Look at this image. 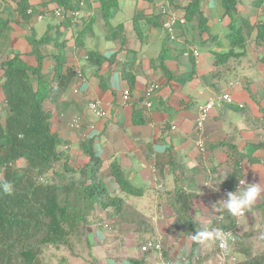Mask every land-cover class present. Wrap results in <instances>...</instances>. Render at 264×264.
Listing matches in <instances>:
<instances>
[{
	"label": "crops",
	"instance_id": "obj_1",
	"mask_svg": "<svg viewBox=\"0 0 264 264\" xmlns=\"http://www.w3.org/2000/svg\"><path fill=\"white\" fill-rule=\"evenodd\" d=\"M254 1L242 0L237 6L250 26L264 22V9L253 6ZM18 3L0 0V20L6 22L0 27V63L18 55L35 67L27 38L31 31L36 39L48 36L49 42L39 48L44 56L42 75L48 79L54 75L53 56L58 53L64 57L62 74L73 72L65 87L50 84L44 107L50 113L51 131L71 146V163L77 168L88 162L79 143L91 142L103 161L100 177L108 192L131 204L146 221V225L139 220L135 225L123 222L127 226L117 227L113 245L100 247L103 238L97 245L105 256L102 264H197L201 249H193L190 236L178 234L172 226L170 201L177 191L189 196L192 216L198 212L210 223L218 217L213 210L217 194L214 186H205L207 180L220 186L235 168L238 182L264 189V31L261 36L246 26L232 38L229 17L217 12L221 0H200V14L195 12L172 37L163 27L160 8L165 4L170 11L183 8L187 0H87L80 7L79 0H28L33 13L27 19L21 18ZM57 8L78 10L79 15L76 21L70 16L61 20L55 16ZM217 23L228 27L225 42L214 28ZM193 47L199 50L198 58L183 56ZM228 52L224 63L222 58L216 63V55ZM30 79L35 87L36 78ZM150 83L156 89L151 107L145 108L143 94ZM126 89L129 99L124 103ZM221 93H228L234 105L215 103L200 132L198 107ZM90 103L100 104L104 116L97 117L88 108ZM136 111L146 116V124H133ZM5 116L0 89L1 125ZM77 118L78 126H71ZM199 137L205 140L203 152L196 147ZM240 155L255 161L243 158L235 166ZM113 162L140 195L119 189L109 170ZM262 199L264 191L254 205H262ZM253 215L246 212L243 217ZM146 238L160 241L162 257L140 251Z\"/></svg>",
	"mask_w": 264,
	"mask_h": 264
},
{
	"label": "trees",
	"instance_id": "obj_2",
	"mask_svg": "<svg viewBox=\"0 0 264 264\" xmlns=\"http://www.w3.org/2000/svg\"><path fill=\"white\" fill-rule=\"evenodd\" d=\"M221 1L230 14L234 0ZM263 2L259 0L256 5ZM199 3L200 0L189 1L186 7L187 19H191L195 12L200 14ZM18 5L21 18H29L28 0H19ZM5 23L0 20V27ZM262 28L264 25L258 27L260 31ZM31 33L27 41L36 59L35 67L26 65L18 55L0 63V89L6 104V116L3 124H0V178L13 184L12 195L0 192V264H54L52 259L58 256V263L64 264L65 256L59 255L62 251L78 257L75 251L77 244L89 248L93 246L86 232L93 210L99 208L105 218L117 217L124 223L140 219L131 204L108 192L100 177L103 161L94 151L91 142L79 143L78 148L88 157V162L77 168L71 163V146L51 131L50 113L44 107V101L52 90L50 84L53 82L56 87H65L73 72L62 74L64 57L58 53L53 56L54 75L51 79L42 75L44 56L39 48L47 44L49 38L45 35L36 39L34 32ZM216 58V63L221 58L224 63L229 55L222 54ZM31 76L36 78L35 87L31 84ZM138 113H134L133 124H146V116H139ZM243 158L249 163L255 161L248 155H240V158L234 160V165L237 166ZM109 170L122 192L129 196L140 195L126 181L119 165L113 162ZM235 172L234 168L233 174L220 184V188L234 189L239 178ZM262 203L260 206L253 205L247 215L259 211L263 217L264 199ZM191 209L189 196L181 190L177 191L176 197L170 201V210L173 213L172 226L179 230L178 234L191 236L195 231L210 229L212 226L230 231L235 240L230 244L228 253L230 256H243L234 264H263L264 256H252L250 246L245 243V236L249 234L238 235L235 217L229 215L221 204L217 202L218 217L213 218L208 223L210 225L196 222L190 214ZM103 221L99 220L98 231L104 228L105 225H101ZM108 236H104V245ZM214 243L217 254V241ZM192 248L201 249L196 263H203L204 257L207 259L208 249L205 250L204 245L194 241Z\"/></svg>",
	"mask_w": 264,
	"mask_h": 264
},
{
	"label": "rangeland",
	"instance_id": "obj_3",
	"mask_svg": "<svg viewBox=\"0 0 264 264\" xmlns=\"http://www.w3.org/2000/svg\"><path fill=\"white\" fill-rule=\"evenodd\" d=\"M122 1V0H119ZM222 5V4H221ZM219 5L218 6V10L217 12L219 14L224 13L226 16L229 17L230 19V24H232L230 26V32L231 30L237 28L239 29V27L244 25L243 20H241V18L236 14L235 9L233 8L230 12V14H226L223 11V6ZM240 18V19H239ZM262 21V20H260ZM216 27L217 31L219 32V38L222 42H225V38L227 37L229 30L228 27L226 26H222V24H216L214 26V28ZM52 179V176H49ZM92 217L90 218V225L86 228V232L88 233V235L90 236V240L92 242V247L89 248L83 244H77L75 246V251L76 253H78V257L71 255L70 253H66L65 251H62L59 255L65 256L66 258V262L64 264H102L103 263V258L105 256L104 255L103 250L100 249L98 251L97 245H99L98 243L102 241V239L104 238L103 235H105L106 233H103V231H106L107 233H109V236L107 237V243L109 242L113 245V242L117 241L116 235L117 234V227L121 226H127L125 225L123 222H120L119 219L117 217H107L105 218L104 212L98 208V210H93L92 212ZM195 213L194 219L196 220V222L198 221L201 225L207 224L209 222H204V220H210V218H206V217H202L199 218V213L198 212H193ZM138 215V214H137ZM162 220L165 219V217H161ZM104 219L103 223L101 225H105L107 227L104 226V228H102L101 231H98V227L100 225L99 220ZM213 219V218H212ZM240 224H239V228H238V235H247L245 236V243L246 245L250 246L251 248V253L252 256L254 255H262L264 256V216L262 217L261 214H259V212L256 213L255 217H242L240 219ZM140 221H143V224L146 225V221L142 220L140 218ZM137 221H135V219L128 224L131 225H135ZM121 223V224H120ZM212 224V223H211ZM210 225V224H208ZM106 228V229H105ZM214 227L212 226L213 229ZM190 235V234H188ZM142 241L141 239H137V242ZM103 241L102 244L100 245V247H103ZM205 246V250H207V259L204 257V262L206 263L208 262V264H217V260H216V246L214 242H209L208 244L204 245ZM109 249V248H108ZM132 249H135L134 247ZM102 250V251H101ZM59 257V256H58ZM58 257H53L52 262L54 264H59V258ZM229 260V264H234L237 263L239 258H243V256H239V255H231ZM95 261V262H93ZM264 264V261H263Z\"/></svg>",
	"mask_w": 264,
	"mask_h": 264
},
{
	"label": "clouds",
	"instance_id": "obj_4",
	"mask_svg": "<svg viewBox=\"0 0 264 264\" xmlns=\"http://www.w3.org/2000/svg\"><path fill=\"white\" fill-rule=\"evenodd\" d=\"M81 0H79V2H80ZM87 1V0H86ZM85 1V2H86ZM189 1L190 0H187V4L185 5V6H183V8H175V9H173L172 11H170L167 7V4H165V5H163V6H161V8H160V13H161V16L164 18L163 19V21L165 22V20H166V17L168 16V14L169 13H173V12H175L178 16H180L181 18H183V20H184V24H180V23H177L175 26H174V28L172 29V31L170 32V31H167L165 28V31L169 34V35H171V37H172V35H173V32L175 31V29H180L181 27H184L187 23V17H186V7L188 6V4H189ZM242 0H234V4H233V8H236L235 9V12H236V14L241 18V20H243V22H244V25L243 26H241V27H239V29H237V28H235V29H233V30H231V37L232 38H235V37H237V36H239V33H237V30H240V28L243 30V29H245V27L246 26H250L249 25V23H250V21L246 18V17H244V16H242V15H239V13L237 12V6L239 5V3L241 2ZM257 2H259V0H255L254 2H253V6H255V7H259V8H263L264 9V2L261 4L260 3V5H256V3ZM221 4H222V6H223V3H222V1H221ZM78 7H80V5L78 6ZM177 9H183L184 10V14L182 13H179L180 11L179 10H177ZM163 10L165 11L164 13H163ZM60 12L61 14H62V17H59V16H57V12ZM223 11L226 13V14H229V13H227V11L225 10V8H223ZM33 13V8L30 6L29 7V5H28V9H27V14H32ZM74 13H77V15H74ZM78 15H79V13H78V10L77 11H74V10H62V9H60V8H57L56 9V11H55V16L56 17H58L59 19H61V20H65L66 18H68L69 16L71 17V19L72 20H74V21H76V19H77V17H78ZM193 17H194V15H193ZM192 17V18H193ZM239 18V19H240ZM39 19H40V17H39ZM70 19V18H69ZM71 20V21H72ZM232 24H230V26H231ZM262 25H264V22H259V23H254L252 26H250V27H253L254 28V30L256 31V29L257 30H259L258 29V27L259 26H262ZM164 27V26H163ZM260 31V30H259ZM258 31V32H259ZM264 31V29L262 28V30L260 31L261 32V35H262V32ZM258 38H261V37H258ZM199 50L197 49V48H195V47H193V48H191V50H190V53L189 52H184L183 53V56H185V57H190V56H192L193 58H198V56H199ZM226 54H229V52L228 53H226ZM217 56V55H216ZM217 61V60H216ZM150 84H153V85H155L154 83H150ZM55 85V84H54ZM148 87V86H147ZM155 89H156V85H155V88H154V92H155ZM146 90V89H145ZM145 92V91H144ZM154 92H153V94H154ZM221 94H223V93H221ZM221 94H219V95H221ZM219 95H217V96H219ZM153 96V95H152ZM217 96H215V97H217ZM152 98V97H151ZM151 98H150V104H151ZM232 98V97H231ZM212 99V98H211ZM210 100V99H209ZM209 102V101H208ZM207 102V103H208ZM220 101H216L215 103H219ZM222 102V101H221ZM206 103V104H207ZM215 103H214V105H215ZM222 103H225V102H222ZM90 104H97V105H99L100 106V104H98V103H90ZM89 104V105H90ZM142 104H143V106L145 107V108H150V107H147L146 105H145V103H144V94H143V102H142ZM206 104H204V105H206ZM225 104H229V105H234V100H233V102L232 103H225ZM88 105V108L93 112V110L90 108V106ZM204 105H201V106H199V107H202V106H204ZM199 107H198V109H199ZM214 108V107H213ZM238 108H240V109H242L243 108V105H241V104H239L238 105ZM100 109L103 111V109L101 108V106H100ZM213 110V109H212ZM211 110V111H212ZM211 111H210V114H211ZM94 114H95V112H93ZM104 113V112H103ZM96 115V114H95ZM97 117H99L98 115H96ZM104 116V115H103ZM103 116H101V117H103ZM197 117H198V114H197ZM209 117H210V115H209ZM209 119V118H208ZM207 119V120H208ZM73 121H75L74 122V127H77L78 126V124H79V119L77 118V119H74ZM197 121V120H196ZM205 124V123H204ZM204 126V125H203ZM173 128H175V127H173ZM198 130V129H197ZM203 130V129H202ZM201 132V131H200ZM244 184H246L245 183V180H241V181H239V185H244ZM262 191H264V189H262L261 187H260V185L259 184H252V185H249V184H247V187L246 188H244V187H237L236 188V190L235 191H232V192H228L227 194H226V198L224 199V200H222L221 202H219V204H221L222 206H223V209H226L227 210V212H228V214L229 215H231V216H234V217H240V216H243V215H245V213L246 212H250V210H251V208H252V206L255 204V202L261 197V193H262ZM0 192H2L4 195H12V192H13V184L10 182V181H8V180H6V179H3V178H0ZM216 205L217 204H215L214 206H213V210L214 211H217V209H216ZM238 223V222H237ZM231 236V233H227V232H225V231H223V229H221V228H213V229H204V230H199V231H195L194 233H192L191 234V236H190V239L192 240V241H194V242H197V243H199L200 245H206V244H208L209 242H214V241H218V242H220V246L222 247V248H226L227 247V244H228V239H229V237ZM147 239H151V240H154V241H159V240H155V239H153V238H146L140 245H139V247H141V245L147 240ZM160 242V241H159ZM162 251H163V247H162ZM147 253H151V252H147ZM153 253H156V252H153ZM157 254V253H156ZM158 255V254H157Z\"/></svg>",
	"mask_w": 264,
	"mask_h": 264
},
{
	"label": "built area",
	"instance_id": "obj_5",
	"mask_svg": "<svg viewBox=\"0 0 264 264\" xmlns=\"http://www.w3.org/2000/svg\"><path fill=\"white\" fill-rule=\"evenodd\" d=\"M86 1V0H81L79 2V5L80 6H83V2ZM165 11L163 10V13ZM74 15H77V13H74ZM57 16L59 17H62V14L58 11L57 12ZM177 23H180V24H184V20L183 18H181L180 16H178L175 12L173 13H169L168 16L166 17V20L163 24L164 28L167 30V31H172V29L174 28V26L177 24ZM154 88H155V85L153 84H150L145 92H144V103L147 107H150L151 104H150V98L152 97L153 95V92H154ZM129 99V91L128 89L124 90L123 93H122V100L123 102L125 103L127 100ZM216 101H222V102H225V103H232L233 102V99L231 98V96L228 94V93H223L217 97H214L212 99L209 100V102L202 106V107H199L198 109V117H197V121H196V127L199 131L202 132V129H203V125L204 123L207 121V119L209 118V115H210V111L213 109L214 107V103ZM90 108L93 110V112H95L96 115H98L99 117L103 116L104 113L103 111L100 109V106L97 105V104H90L89 105ZM74 122L71 124V126L74 125ZM196 147L198 149L199 152H203L205 150V140H203L201 137L198 138L197 142H196ZM205 186H214L215 187V193L217 194V202H221L222 200H224L226 198V194L228 192H232V191H235L237 187H244L246 188V184H244L243 186L242 185H239V182L234 186V189H228V188H220L219 184L217 185H213V184H210L208 182V180L205 182ZM246 215V213H245ZM243 215V216H245ZM243 216H240V217H235L236 219V222H238V220L240 218H242ZM223 231L227 232V233H231V236L229 237L228 239V244H227V247L226 248H222L220 246V242L217 241V254H216V260H217V264H228V261L230 259H233V258H230V254L228 253L229 251V247H230V244L232 242H234L235 238L233 236V233L230 232V231H226L223 229ZM140 251L142 253H147V252H156L158 254L159 257H162V245L159 241H154V240H151V239H147L140 247ZM162 264H171V262H162Z\"/></svg>",
	"mask_w": 264,
	"mask_h": 264
}]
</instances>
